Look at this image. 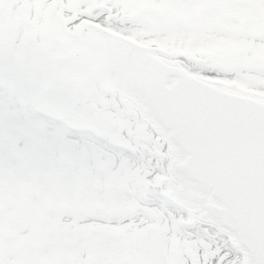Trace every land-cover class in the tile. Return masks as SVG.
Returning <instances> with one entry per match:
<instances>
[{
	"label": "snow or ice",
	"instance_id": "1",
	"mask_svg": "<svg viewBox=\"0 0 264 264\" xmlns=\"http://www.w3.org/2000/svg\"><path fill=\"white\" fill-rule=\"evenodd\" d=\"M0 264H264V0H0Z\"/></svg>",
	"mask_w": 264,
	"mask_h": 264
}]
</instances>
